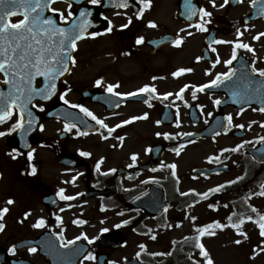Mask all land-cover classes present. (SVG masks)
<instances>
[{
    "label": "flooded vegetation",
    "instance_id": "obj_1",
    "mask_svg": "<svg viewBox=\"0 0 264 264\" xmlns=\"http://www.w3.org/2000/svg\"><path fill=\"white\" fill-rule=\"evenodd\" d=\"M104 2L106 7H103ZM216 2L221 4L223 0H216ZM193 3L197 5V8L204 6L213 12L211 23L207 25L208 32L187 28L188 23L195 24L199 18L193 17L191 21L188 20L185 15V0H153L152 7L144 12L142 19L135 17V13L143 7L139 0H131L130 6L126 9L116 7L115 3H110L109 0H101L99 5H92L88 3V0L82 4L92 12L89 19H94L96 26L92 31L103 32L107 26V21L103 19L101 13L113 21L114 28L111 33L95 38L88 36L77 42L78 47L73 52L76 58L74 66L77 67L80 62L87 65L88 76L70 81L73 75L70 73L63 81L61 93L70 88L67 99L75 104H83L98 117L105 118L109 126L131 116L142 115L144 112H148L149 116L147 119H140L118 128L107 140L102 139L94 130L88 131L87 136H77V129L72 131L64 129L65 123L68 122L65 119L48 118L41 123L44 129L39 128L33 136L31 148H34L35 152L31 162L27 158V152L30 149L22 150L12 134L0 138V208L5 206L9 198L15 201L9 206L10 211L5 214L3 223L6 226L9 222L14 226H24L23 232L9 233L8 241L11 243L6 248L7 251L13 244L16 245L19 238H32L45 232L53 233L61 245L62 238L57 235L60 232L63 233L65 243L81 233H86L90 237V232L94 231L89 225L95 220L105 222L115 219L114 225H116L122 220L131 218L129 224L119 228L124 234L129 237L131 234L140 235L146 232L147 236L151 237L152 233L158 231L157 228L170 223L171 189L176 180L171 176V169L161 167V164L171 165V148L179 144V139L184 136L183 133H195L205 129L215 114L225 117L232 114L233 125L243 124L245 125L243 129L231 127V130L226 133L223 131L212 137L194 138L190 140V143L199 140L212 141L223 137L224 134L230 136L233 141L241 143L246 141L250 131L248 125H253L252 117L255 116L252 109L255 110V108H242L241 113V109H236L231 105L223 106L225 97V92L221 89L223 86L209 88L203 92L197 91L195 100L192 99V89L185 90L183 100L176 99L175 95L166 100L162 97L161 99L152 98L151 106L144 102L148 98L147 94L116 97L105 91L107 83L119 82L120 87L116 91L122 93L135 91L145 84H155L158 93H176L183 87L182 82L189 85L190 83L193 85L208 83L215 78L216 73L226 72L235 64L236 73L244 75L247 70L242 65L248 64L250 69L254 58L256 67L264 68V49L256 47L263 43V37L259 40L253 39L257 33L264 32V19H256V16H260L261 13L252 12L251 0H242V2L230 0L224 8L215 9L211 7L208 0H193ZM56 5V8L67 9V3L57 2ZM117 12L120 15H115ZM125 13L133 17V22L128 28L121 29L120 25L127 23ZM65 14H67L66 11ZM149 20L156 21L158 26L149 27ZM60 22L66 23L65 21ZM182 28L186 32L191 31L193 35L186 36L185 33H180L179 30ZM238 30L244 33L239 39L250 44L255 51L238 49L237 60L229 66L223 61L230 58L233 44L212 42L214 40L236 41ZM178 33L185 35L184 42L179 47L172 43ZM141 35L145 37V41L137 45L136 37ZM210 43L217 49V52L211 51ZM217 54L221 63L213 67ZM198 56L202 57L200 61L196 60ZM181 67L192 68L194 71L174 77L172 73ZM207 69H211V75L206 74ZM101 77L104 83L97 86L95 82ZM153 77L157 79L153 80ZM84 90L88 91V97L83 98ZM216 99H220L221 104L216 105L214 103ZM116 103L120 104L118 108L114 107ZM177 106L179 107V119L181 118L180 130L184 132L181 133L180 138L171 140L157 136V132L176 134L172 128L177 120ZM57 107L64 108L65 112L69 109L80 111L78 108L71 107V104L65 105L59 96L54 102L44 106L43 110L38 108L36 110L42 113ZM171 111L174 124L168 123L171 120ZM192 111L196 113L191 114ZM113 113H118V115H113ZM209 113L212 115H208ZM86 118L95 127H99L91 117L86 116ZM157 120L161 123L157 124ZM14 121L15 117L10 123ZM8 126L9 124L0 126V130ZM77 127L79 128L78 125ZM238 130H243L242 135L233 136V132ZM101 131L107 135V130L101 129ZM117 136L125 137L122 144L116 139ZM248 141L251 143L244 145V151L246 147L254 146L256 142L254 139ZM190 143L187 141L185 144ZM158 144L162 145L163 151L158 161L153 164L151 163L152 151L148 152L146 149L149 147L153 149ZM12 148H17L22 154L13 158L14 154H10ZM81 150L89 151L92 155L83 157L80 155ZM132 153L139 155L137 162L129 167L132 164ZM167 155L170 160L165 159ZM100 157H104L105 160L101 165V172L98 173L95 171V164ZM246 157L252 160L249 156ZM32 165L37 168L35 174H31ZM110 168H115L116 172L108 175L102 174ZM77 172L83 175L79 176L74 184L65 183V181H70ZM150 177H154L158 182L149 180ZM151 186L161 189L166 206L170 207L166 213L163 212L149 218L144 215L142 209L129 207L128 204L146 193ZM60 188L66 189V195H75L77 192L82 195L73 201H64L57 196ZM172 198L177 201V197L172 196ZM68 204H72L73 207L69 208ZM61 209L64 211H60ZM25 212L31 214L25 218ZM56 215L63 218L62 225L57 223ZM40 217H44L47 221L46 227L34 228L33 224ZM78 219L85 220L87 223H73ZM100 230L101 228L97 231ZM97 231L93 236H96ZM70 233L75 234L72 236ZM160 237L161 235H158L156 241ZM81 240L87 243L83 238ZM90 251L95 254L97 252L111 253L110 249L97 247L96 240L90 245ZM36 253L39 254L38 248ZM168 253H171V240ZM8 254L11 258L31 260L28 255L33 253L25 248L17 249L15 254L10 252ZM168 256L171 257V255Z\"/></svg>",
    "mask_w": 264,
    "mask_h": 264
},
{
    "label": "snow or ice",
    "instance_id": "obj_2",
    "mask_svg": "<svg viewBox=\"0 0 264 264\" xmlns=\"http://www.w3.org/2000/svg\"><path fill=\"white\" fill-rule=\"evenodd\" d=\"M57 2V0H0V74L3 76V83L8 86L7 92L0 90V126L5 124H9L7 128L0 130V138L6 137L15 133L17 131H32L34 126L37 124L38 117L33 112V108H38L43 110L44 104L38 103L37 101H49L54 96L57 95L58 87L57 82L65 76L66 73H70L72 70V66L76 64V58L73 55V52L78 47V41L85 39L88 36L93 38L108 34L113 31L114 25L113 21L109 19L107 16H103V19L107 21V26L104 28L103 32L92 31L89 32L88 28L93 25V20L89 19L92 16V12L89 9L82 8L79 11V16L75 15L73 10V0H65L67 3V9H60L53 7V5ZM110 3H115V6L118 8H128L131 4V0H109ZM209 4L212 8H224L229 4L230 0H223V3L217 4L216 0H208ZM238 2H242V0H238ZM88 3L92 5H99L101 0H88ZM139 3L143 5L136 13L135 17L137 19H142L144 16V12L147 9H150L153 4V0H139ZM253 7L256 6L257 0H251ZM186 12L188 20L191 21L193 17H198L199 19L195 24L188 23L187 28H195L201 32H208L209 29L207 27L208 24L211 23V17L213 16V12L204 6H200L197 8V5L193 3V0H185ZM262 9H264V4L261 5ZM65 11L67 14H65ZM54 13L53 15H46V13ZM21 15L22 18L19 20L13 21L12 17ZM115 15H120L119 12L115 13ZM127 16V13H125ZM58 21L70 22L69 26L65 27ZM133 22L132 16H127V23L121 24V29L128 28ZM148 26L151 28H156L158 25L156 21L149 20ZM247 29V25L245 26ZM180 33H185L186 36H191L193 33L191 31H187L182 28L179 30ZM243 32L237 31L238 39L236 41H225V40H214L212 43L220 44V43H231L233 44L232 53L229 59L224 60L223 63L231 66L233 61L238 58V49H244L248 51H255L254 48L239 39V37L243 36ZM185 35H180L179 33L172 40V43L175 46H181L184 42ZM264 37V32L257 33L256 36L253 37L254 40H259ZM145 41L144 36H137L135 43L137 45L143 44ZM212 43L209 44L212 52H217V49L212 47ZM202 57H196L197 61H200ZM221 63L219 55L217 54L216 60L213 62V67L216 64ZM242 67L244 69H249L248 64H243ZM194 69L181 67L174 71L172 75L174 77H179L180 75L188 72H192ZM236 69L229 67L226 72H218L215 74V78L211 79L208 83L200 84V85H189L185 84L183 87L179 89L178 92H164L158 93L155 84H145L142 87L136 89L131 92H119L116 91L120 87L119 82L117 83H107L105 87V91L108 93H112L116 97H133L138 94H147L148 98L145 99V103L150 104V100L152 98L155 99H168L175 95L176 99L183 100V93L185 90L191 88L192 89V99H196L197 91L203 92L206 89L219 87L225 81L231 80L233 76L236 75ZM206 74L211 75V69L206 70ZM253 74H258L259 77L264 78V68L256 67V59L254 58L251 62L250 70L246 72V76L248 77L249 84H255L256 87L251 88L250 91H247L243 95V99L247 100L252 97H264V80H256ZM41 78L42 84L37 86V79ZM153 80H156L157 77H153ZM66 83V82H65ZM96 85L100 86L103 81V77L96 80ZM71 89L68 88L66 91L60 93L59 99L65 104H71V107L78 108L82 113L87 117H91L93 121H95L96 125L99 127L93 128V130L101 136L102 139L107 140L109 137L113 135V133L124 125H128L134 121L140 119H147L149 116L148 112H144L139 116H131L128 119L122 120L119 123L109 126L108 123L105 122V118L98 117L94 112H92L89 108L85 107L83 104H75L72 103L69 99H67L68 92ZM236 95V93H234ZM122 102V101H121ZM240 101L238 100L237 103ZM216 105L221 104L220 99H216L214 101ZM262 106L258 109L261 112H264V99H261ZM120 104L116 103L114 107H119ZM243 109H241V113ZM238 115L240 113H237ZM113 115H118V113H113ZM208 115H212L209 113ZM177 120L176 126H180L179 120V107L177 106ZM15 117V121L10 123ZM227 124L223 126V131L226 133L231 130V127L243 129L245 125H233V117L232 114H228L225 117ZM157 124H160L161 121L157 120ZM253 123H255L253 121ZM86 125L87 122L85 121ZM264 126V124H262ZM251 127V124L248 125ZM40 130L44 129L43 124H39ZM64 129L66 131H72L73 129H77V136H87L89 132L87 130L81 131L77 124L66 122L64 125ZM101 129L107 130V135L101 131ZM157 136H163L165 139L171 140L179 137L181 134L170 133V132H157ZM184 136H192V133H183ZM116 139L122 142L124 141V136H117ZM191 141H189L190 143ZM257 143L264 142V136L257 138ZM251 143L250 141H243L241 144L236 145L234 148L222 149V152H238L241 148L244 147L245 144ZM24 147L29 148L30 150L27 152V158L29 162L33 160V153L35 152L34 148H31L30 145L25 143ZM115 147V145H113ZM183 145L172 149L177 156L180 155ZM146 151L151 152L152 148L149 147ZM14 154L13 158L21 155L22 153L18 151L17 148H12L11 153ZM80 155L83 157H90L92 155L89 151H80ZM138 153H132L131 160L132 164L129 167H132L138 158ZM256 157H253L255 160ZM105 158L100 157V159L95 164V171L101 172V165L104 163ZM209 161H215L216 163H220L219 156H209ZM161 167H169L171 169V175L177 178V182L179 181V177L177 176V165L172 163L171 165L161 164ZM226 167V166H225ZM155 170V169H154ZM37 172V168L35 165L31 166V174H35ZM116 172L115 168H110L107 172H103V175H108L110 173ZM83 173L77 172L72 176L70 181H65V183L74 184L79 176H82ZM247 175V173H245ZM244 179V176H237L233 180H228L223 184H218L215 187L209 188L205 192H197L195 189H189L187 192H180L181 196L194 195L195 197H199L200 200H207L210 194L221 192L226 186L235 184ZM149 180L155 181L154 177H150ZM147 182V181H145ZM158 182V181H155ZM259 191H249V193L244 197L245 201H250L252 197L259 196L264 197V183L259 185ZM66 189L60 188L57 192V196L64 201H73L78 196H81L82 193H75V195H66ZM14 199L9 198L6 201L4 207L0 208V232L4 231L6 225L3 223L5 214L10 211V205L14 204ZM198 200H193L192 204L187 205L188 208L193 207ZM69 208L73 207L72 204L67 205ZM168 207L165 206L163 211L166 213L168 211ZM208 207L210 209H216L218 205L209 204ZM224 207H228L227 204ZM247 207L251 210L252 213L255 214H247V213H238L232 212L227 217V223H223L220 220H213L210 223L204 224L202 226H196L195 221L197 220L196 216L186 215L185 219L191 221L193 223V227L196 235L193 237H184L185 242H191L193 244L194 249L199 250V256L204 258L203 264H214V261L205 247V244L202 242V237L205 235L212 236L215 235V231L213 229L223 230L228 227L234 229L239 236H242L244 239H248V233L243 230L244 225L247 222L255 223L259 228V234L262 238H264V212L259 211L254 205L248 204ZM60 211H64L61 209ZM31 213L25 212L24 217L27 218ZM122 214V213H121ZM55 215V214H54ZM57 223L63 224V218L59 215L55 216ZM131 219V218H130ZM130 219L122 220L120 223L114 225L116 228H120L122 225H127L130 223ZM23 222V221H21ZM73 223L86 224L85 220H75ZM47 225V221L44 217H40L33 224L34 228H44ZM183 225V221H179L175 227H181ZM164 227L171 228L172 224H165ZM101 233H106L109 231L108 228H101ZM151 232V229H149ZM60 236L62 246L64 248H68L70 245H74L76 241L81 240L82 238L87 241L89 245H91L98 237L93 236L89 237L86 233H81L79 236L74 237V239L67 240L66 243L63 240V233H57ZM156 235H152V239H155ZM236 244L242 243L241 239H237L234 241ZM175 243V241L173 242ZM261 245H264V239H261ZM259 252L264 253V247L257 246ZM257 248H254V252L257 251ZM146 250V246L144 244L140 245V251L136 253V256L139 257L142 252ZM17 251V245L13 244L8 252L15 254ZM28 251L30 253H36V247H29ZM73 254L80 256L83 255V261H95L97 260V256L93 251H86L83 248H76L73 250ZM158 253H150V255H157ZM164 254V253H161ZM166 255H171V253H166ZM191 255V253L189 254ZM127 259V258H125ZM83 261L81 264H83ZM110 264H117L116 261H111ZM195 264H201L200 260H196Z\"/></svg>",
    "mask_w": 264,
    "mask_h": 264
},
{
    "label": "rangeland",
    "instance_id": "obj_3",
    "mask_svg": "<svg viewBox=\"0 0 264 264\" xmlns=\"http://www.w3.org/2000/svg\"><path fill=\"white\" fill-rule=\"evenodd\" d=\"M264 26V25H263ZM261 43V42H259ZM258 43V44H259ZM260 45V44H259ZM264 47V43H262L261 48ZM87 65L80 62L77 65L76 69L73 72V75L70 78V81L79 80L81 78H87ZM255 122L249 129L250 132L247 138L250 135L257 136L261 133V128L258 127L261 123H264V115H255L252 117ZM237 142L233 141L230 137H221L216 138L212 141H199L196 144H193L187 148L181 150L179 156L176 155L173 151L171 152V164L175 163L177 165V175L180 176L179 182V192H184L188 189H195L197 192H205L209 188L215 187L218 184L225 183L228 180L235 179L237 176H240L241 170L232 171L227 173L226 175L217 176L214 178H208V180H197L191 174L192 168L196 166L203 165L208 161L209 156H227L228 152H222V149L225 148H233ZM232 146V147H230ZM231 154H229L230 156ZM166 160H170V157L167 155L165 157ZM240 157L233 156L227 161L240 162ZM260 185V184H259ZM18 186V184H17ZM259 186L254 191H259ZM172 196V195H171ZM188 198H182L178 200V202L182 205ZM236 199L235 193H228L223 195L220 203H218V207L216 208V212L214 210H209L207 207L209 204H212L208 199L200 200L198 199V203H196L193 207L188 208L187 206L182 211H177L174 209L176 206V201L171 198V219L170 223L173 225L169 229V231H162L159 233L161 235L160 239L147 243L148 247L147 253H157L159 251H167L169 247V243L171 240V244L173 241L180 242V254L171 257V259H164L161 256H153L154 260L158 262V264H186V260L193 262L192 259L198 258L203 264L202 257L199 256V250L193 248V244L191 242H185L184 237H193L196 235L193 223L187 219H185L186 215H193L197 217L195 221L196 226H202L204 224L210 223L213 220H220L223 223H227V217L232 213L236 212L234 210H229L224 207L225 204L230 203ZM251 204L254 205L259 211L264 212V197L254 196L250 200ZM226 209V210H224ZM207 210V211H206ZM231 212V213H229ZM240 213L252 214L255 216L251 210H245ZM115 219H110L105 222H100L99 220H95L90 223V227H92L94 232H90V237H93L95 232L99 228H111L114 225ZM183 221V225L181 227H175V225L179 222ZM169 223V224H170ZM243 230L248 233V239H244L242 236H239L237 232L228 227L223 230L213 229L215 231V235L208 236L205 235L202 237V242L205 244V247L208 249L214 264H264V253L259 252L257 246L264 247L261 245V239H264L259 234L258 226L253 222H247ZM23 232L24 226L17 225L14 226L11 222L7 224L4 231L0 233V245L4 248H7L11 241L9 239L10 232ZM78 233V232H76ZM75 233H70V235H74ZM127 245L123 248L112 251L109 254V259L111 261H116L117 263L121 262L125 258L136 257V253L139 251V243L145 242L147 237L139 236L136 234H131L128 237ZM237 239H241L242 243L236 244L234 241ZM254 248H257V251L254 252ZM146 252L143 255H148ZM191 253V255H189ZM28 258H31L32 261L43 264V259L38 253H33L28 255ZM184 260V261H183ZM83 264H93L90 261H85Z\"/></svg>",
    "mask_w": 264,
    "mask_h": 264
},
{
    "label": "water",
    "instance_id": "obj_4",
    "mask_svg": "<svg viewBox=\"0 0 264 264\" xmlns=\"http://www.w3.org/2000/svg\"><path fill=\"white\" fill-rule=\"evenodd\" d=\"M59 84V81L57 82V85ZM0 90H3L5 92H7L8 90V86L4 83H0ZM261 99H264V97H261ZM261 99H255V101L258 103V105L262 106L261 104ZM264 145V143H263ZM262 146V145H261ZM260 147V146H259ZM258 147V148H259ZM252 153L254 154V156L256 157V159L258 160H263L264 161V147L262 146L261 148L259 149H255L252 151ZM134 205H139V206H144L145 208V212L147 215H154V214H157L160 212V210L162 209V205L161 206H157L156 205L154 207H146V202L145 200L143 201V203L140 201V202H137L136 203H133ZM161 207V208H160ZM99 241L100 243H103V244H109L111 245L113 248L115 247H118L120 246L124 241H125V238L122 237L119 232L116 230V231H113L111 233H107V234H104L102 235L100 238H99ZM69 252H61V256L62 257H69V259L75 261L76 257H74L72 259V255L68 254ZM48 259H49V263L50 264H58V260L59 257H57L56 255L53 256L51 253L48 254ZM105 256L104 255H99L97 256V264H104V259ZM7 260L6 256H5V253L0 249V264H4ZM10 264H31L27 261H13L11 260L10 261ZM122 264H140L138 263L135 259H132V260H127L125 261L124 263Z\"/></svg>",
    "mask_w": 264,
    "mask_h": 264
}]
</instances>
